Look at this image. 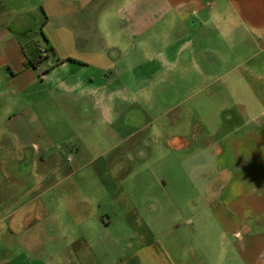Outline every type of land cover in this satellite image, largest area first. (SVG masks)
I'll return each instance as SVG.
<instances>
[{"label":"crops","instance_id":"0c3cea01","mask_svg":"<svg viewBox=\"0 0 264 264\" xmlns=\"http://www.w3.org/2000/svg\"><path fill=\"white\" fill-rule=\"evenodd\" d=\"M0 264H264V0H0Z\"/></svg>","mask_w":264,"mask_h":264},{"label":"rangeland","instance_id":"374dc122","mask_svg":"<svg viewBox=\"0 0 264 264\" xmlns=\"http://www.w3.org/2000/svg\"><path fill=\"white\" fill-rule=\"evenodd\" d=\"M33 25V27L36 29V31H37V33H35L34 34V36H35V38L38 40V42L41 44V46H42V48L40 49V50H38V52H37V56H38V54H39V52L40 51H44V50H46L47 49V53H48V55L50 56V59H55L54 61L56 62V58H57V56H58V54H61V52H62V45H61V40L60 39H55V41H53V42H51V45L54 47V48H57V52L55 53V54H53L52 52H51V50L49 49L50 47V45H48V44H46L45 42H44V38H43V35L42 34H40V33H38V28L40 27H42V31H43V33H44V35H45V37H46V29H44L45 27H44V21H43V23H33L32 24ZM15 26H20V25H18V23H15ZM21 26H23V25H21ZM32 28V27H31ZM47 38V37H46ZM40 54H41V52H40ZM44 54V53H43ZM68 59H71V60H73L72 58H68ZM79 64V63H78ZM110 71H112L113 72V69H109V70H106V71H103V73H105V75H107L108 77H111V73H110ZM62 75L63 77H64V75L66 74L65 72H57L56 74H54L53 76L54 77H56L57 75ZM55 80L54 79H52V82H54ZM53 85V84H52ZM55 91H58V90H56V89H54ZM153 90V89H152ZM183 91H182V94H186V96L189 94V92H190V89H182ZM157 91H158V89H157ZM156 91V92H157ZM55 95V94H54ZM57 95H59L60 96V94L58 93ZM163 103H160L159 102V98L157 97V95H154V94H151V98L149 99V100H147V102L144 104V106L142 105V107H140L139 105L138 106H136V105H134L133 107H131V108H138L139 110H142V116H143V120L145 119V121H147V117H148V114L149 113H154V109L155 108H158L159 106H162L163 107ZM165 106L167 107V108H169L171 105H169V104H165ZM185 106H186V103H184V104H182V108L184 109L185 108ZM165 109V108H164ZM174 114V111H172L171 113H170V115H173ZM124 119H125V117H120L119 115H118V119H117V121H116V123H114L115 124V127L117 128L118 126H121V127H126V128H129V129H132V127L131 126H127V125H124ZM130 124H135L134 122H131ZM121 136H124V134H119V135H117L116 137H117V139L118 138H120ZM160 154H162V153H160ZM166 155H167V162L166 163H173V151H169V152H167V153H165ZM154 155V154H153ZM157 155H159V154H156V156ZM156 156H154V157H152L147 163H158V161H157V157ZM139 157L138 156H136V155H134L133 153H130V163H136V161H137V159H138Z\"/></svg>","mask_w":264,"mask_h":264},{"label":"trees","instance_id":"16d2710c","mask_svg":"<svg viewBox=\"0 0 264 264\" xmlns=\"http://www.w3.org/2000/svg\"><path fill=\"white\" fill-rule=\"evenodd\" d=\"M27 32L28 31H23L22 32V34H27ZM41 52V51H40ZM40 52H39V54H38V57H41L42 56V54H40ZM46 54V53H45ZM44 54V55H45ZM25 65H27V66H34L35 65V61H33V59H30V58H27V60H26V62H25Z\"/></svg>","mask_w":264,"mask_h":264},{"label":"built area","instance_id":"2783aa9c","mask_svg":"<svg viewBox=\"0 0 264 264\" xmlns=\"http://www.w3.org/2000/svg\"><path fill=\"white\" fill-rule=\"evenodd\" d=\"M43 53L45 54V53H46V50H44V51H41V54H42V55H44Z\"/></svg>","mask_w":264,"mask_h":264}]
</instances>
